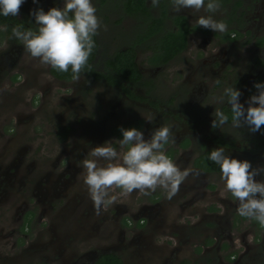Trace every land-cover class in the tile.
I'll list each match as a JSON object with an SVG mask.
<instances>
[{"label": "rangeland", "instance_id": "rangeland-1", "mask_svg": "<svg viewBox=\"0 0 264 264\" xmlns=\"http://www.w3.org/2000/svg\"><path fill=\"white\" fill-rule=\"evenodd\" d=\"M121 1L92 0L96 16L100 20V28L96 35L99 42L96 58L98 65L103 58L126 44L142 42L137 40V34L142 33L143 23L138 16L127 14L120 7ZM207 2L208 0H205V4ZM217 2L220 8L215 13H206L203 10L200 13H192L187 9V12L192 14L191 27H200L196 24L199 16L212 15L216 21L227 24L228 30L225 33L236 29L239 33L238 39L223 40L224 33L203 28L206 30L204 34H192L186 50L164 66H153L148 63L154 39L144 41L143 44L136 46V60L143 78L150 79L155 87L151 93L147 91L144 93L145 89L138 87V95L146 94L149 96L147 99L151 101L170 99L169 102L174 106L166 107L167 109L177 108L182 113L185 110L191 113L190 119L193 121L198 115L202 116L204 121L213 120L219 103H216L212 96H218L219 91L223 94L224 89L231 85L235 88L236 78L243 80L237 88L242 93L239 102L245 108L248 107L247 101L250 96L258 94L257 89L248 92V85L255 75V70L264 83V66L256 68L250 66L251 56L261 54L262 48H257V44L253 45L255 40L251 36L254 33L256 39L262 37L257 31L264 30V15L259 12L264 8V0H244L241 4H237L235 0ZM39 7L46 12L53 7L62 8L63 0H37L36 3H33V0H25L15 17L29 22V28L33 26L38 28L34 17L27 15ZM169 7L170 16L178 14L172 10L171 5ZM231 19L235 20L229 22ZM241 29H245L246 34ZM246 39L248 42L244 46ZM213 53H224L226 57L220 61ZM203 61L210 64H204ZM49 68L50 66L43 64L39 58L32 57L22 41L11 36L3 26H0V145L18 141L17 131L20 135L25 132V137L30 135V139H37L45 130L52 133L65 118L72 122L78 117V120L82 121L79 123L81 132L90 133V149L86 151L88 155L92 148L102 146L106 142L120 152L118 140L109 136V129L116 124L128 123L134 118L143 122L140 131L145 140L150 139L155 129L170 128V123L162 122L160 118L155 120L157 113H152L145 105L130 103L103 80H89L84 74H80L78 79L59 81L52 77ZM18 75L19 81L15 80ZM215 83L220 84L219 90ZM191 87H201L202 92L207 88V97L197 99L188 107L187 89ZM28 114H33V119L18 120ZM12 127L13 130L7 131ZM178 131L179 125H175L171 130L169 142L164 146L165 152L176 149ZM218 131H224L235 142L237 141L235 139L251 138L254 134L247 125L235 128L230 123L217 129L211 127L207 135ZM54 141L55 138L50 135L46 142ZM51 149H48L47 153L53 157L57 150ZM190 149L187 150L189 152L187 156L183 151L176 152L177 158L173 163L181 171H189L192 168V159L199 152L195 143ZM78 150L74 149V154L79 152ZM237 150L244 148L238 147ZM251 156L245 152L235 151L230 158L246 160L254 169L264 168L258 165L259 160L256 157L252 159ZM90 159L96 158L90 155ZM103 163L102 160H98V164ZM220 176V172L213 173L203 186L206 194L196 198L193 207L185 210H182L178 203L191 193L184 194L169 205L166 201L167 195L164 194L167 190L160 187L153 195L150 193L138 195L136 199L131 194L121 197L120 190L111 191L110 195L114 194L117 198L131 202L133 207L139 202L156 199L157 196L162 209H170L169 227L152 231V255H146L147 248L138 249L131 252L132 257L128 258L125 264H234L238 255H241L238 264H264V227L262 228L256 220L243 218L238 214V201L225 189ZM255 179L264 180V174L257 175ZM215 198L219 200L215 201ZM116 202L120 203L117 199ZM92 210L94 238L91 234L92 229L85 230L82 238L77 241L78 248L90 249L94 246L98 249L106 244L108 235H114L112 241L117 238L118 228L109 220L113 204L106 205L99 215L95 209ZM218 221L224 222L223 227H226L222 232H219ZM125 237L129 239L127 233ZM116 243L119 244L118 239ZM132 249L134 250L133 247Z\"/></svg>", "mask_w": 264, "mask_h": 264}, {"label": "flooded vegetation", "instance_id": "flooded-vegetation-1", "mask_svg": "<svg viewBox=\"0 0 264 264\" xmlns=\"http://www.w3.org/2000/svg\"><path fill=\"white\" fill-rule=\"evenodd\" d=\"M170 1L159 0V6L153 7L151 1L146 0V5L151 16L158 17L160 12L165 9L166 16L164 22L167 28H175L173 23L175 16H183L185 18L189 29L186 35V46L169 61L186 50L192 34H204L206 32L201 27H191L192 22L190 20L192 21V14L188 13L187 9H182L178 14L170 16ZM243 1L241 0L240 3H236L241 4ZM124 4L125 0H122L120 7L123 10ZM37 9H33L32 11ZM259 12L264 15V8ZM11 17L13 18V16ZM233 20L235 19H231L229 22ZM27 26L29 27L30 25ZM31 29L38 31V28L35 26ZM241 30L246 34L247 31L245 29ZM257 33L262 37L256 39V35L253 33L251 36L255 40L253 41V45L257 44V48L261 47L262 49L260 55L255 54L251 56V68L264 66V30H259ZM139 35H142V33L137 34V36ZM238 35V31L232 29L224 33L223 40L235 41L238 39ZM155 36L152 37L154 43ZM247 40L244 46H246ZM141 41L140 43L137 41L138 43H134L135 45H133L135 55L137 53L136 46L141 43L143 44L147 40L142 39ZM130 45L132 44L128 43L120 49L129 47ZM213 54L220 61H223L226 57L224 53ZM108 57L103 58L99 65L97 64L98 61H96V67L99 70L102 68L104 60ZM15 63L16 61H14ZM167 63L153 66H164ZM203 63L210 64L207 61H203ZM220 64L222 65L221 62ZM50 69L51 66L49 72ZM254 72L255 75L248 85V92L250 93L256 90L254 87L255 83H263L262 79L257 76L258 72L256 70ZM52 77L59 81H71L74 75L68 79H59L54 75ZM85 77L90 80L86 75ZM15 80L19 81L20 76L18 75ZM235 80H237L235 83V88L237 89L238 85L243 83V80L236 78ZM103 81L110 86L105 80ZM138 87L144 88V93L146 91L147 93H151L155 85L151 83V89L149 90L144 86H131L135 97H130L123 91L117 90L114 87L112 88L121 93L130 103L145 105L152 113H157L155 120L160 118L162 122L166 121L170 123L171 130L174 129L175 125H179V131L177 132L179 140H176V149L168 150L171 154L167 156L172 161L176 160L177 151H183L187 156L189 153L187 150H191L190 148L193 143L196 144L197 151H199L193 157L191 162L192 168L188 171V176L179 185L177 193L171 199L167 198L166 201L169 205H172L173 201L184 194L191 193V195L178 203L182 210L191 209L196 198L206 194L203 186L208 178L213 173L220 172H208L194 165V160L203 150L224 148L226 155L229 157L235 151L245 152L252 155V159L256 157L259 160L258 165L264 167V144L260 146V141L264 138V128L255 131L251 138L235 139L237 140L236 142L231 141L233 139L226 135L224 131H218L208 136L207 134L211 130L210 122H212V119L204 121L202 120V116L198 115L195 121H193L190 119L191 113H187L185 110L182 113L177 108L167 109L166 107L174 106L172 102H169L170 99L169 101H151L147 99L149 96L146 94L138 95ZM193 87L187 89L186 103L188 107H191V104L196 102L197 99L207 97V88L202 92L201 87ZM215 87L219 90L220 84L215 83ZM220 96H222V93L219 91L218 96H212V98L215 99L216 103H219L218 98ZM223 106L230 107L226 102L224 104L219 103L218 110H222ZM189 112H191L190 109ZM24 119L27 121L33 119V114L18 118L19 121H24ZM65 119H62L60 125L52 133L49 130H45L37 139H30V135L29 137H25V132L20 135L19 131H17L16 133L19 134L18 141L2 143L0 145V264H96L99 258L106 254L118 256L122 264H125L126 260L132 257L131 252H136L138 249L145 250L146 248V255L151 256L153 253L152 231L169 227L168 216L170 209H162L157 196L156 199H150L148 202H139L135 207L132 206L131 202L124 201L120 197L117 198L120 203L116 201L113 203L112 216L109 220L118 228L119 232L116 234V240H119V244L116 243V240L112 241V236L114 235H108L106 237V244L98 249H95L94 246H91L90 249L78 248L77 241L82 238V233L85 230L92 229L93 232L91 234L94 238V227L92 224L94 219V210H92L94 209V204L84 184L86 170L83 167V161L90 159V155L86 152L90 149V133L81 132L79 123L82 121L78 120V117L72 122H68ZM135 120L141 122L142 128L143 122L141 119L134 118L128 123ZM230 123L232 121H228L227 124ZM118 125L122 124H116L112 127ZM111 128L109 129V136L119 140V138L111 134ZM9 130H13V127L7 129V131ZM50 135L55 138L54 142H46ZM221 138L229 141L228 144L224 145L216 142V140ZM23 140H25L24 143H21ZM238 147H242L244 150H237ZM50 148H52L51 151L57 150L53 157H50L47 153ZM74 149H79V152L74 154ZM114 190L122 191L121 189ZM155 191H149V193L153 195ZM164 194L167 195V191ZM131 195L136 199L138 195H143V193L134 191ZM121 197L124 196L121 195ZM216 200H219V198H215ZM218 224L220 228L219 232L226 229V227H223L224 222L218 221ZM126 233L129 239H126ZM240 257L241 255H238L234 264H238Z\"/></svg>", "mask_w": 264, "mask_h": 264}, {"label": "clouds", "instance_id": "clouds-1", "mask_svg": "<svg viewBox=\"0 0 264 264\" xmlns=\"http://www.w3.org/2000/svg\"><path fill=\"white\" fill-rule=\"evenodd\" d=\"M24 2L0 0V15L17 16ZM151 5L158 7L159 0H151ZM171 8L175 12L189 9L192 13L202 10L215 13L220 5L217 0H208L207 4L205 0H171ZM30 15L34 17L38 31L14 27L13 36L23 42L32 57L60 72H67L71 67L74 78L78 79L94 46L92 37L100 28L92 0H63L62 8L53 7L47 12L37 9ZM196 24L214 32L225 33L228 30L226 23L216 21L212 15L199 16ZM254 87L258 94L250 96L247 108L239 102L242 93L232 85L226 87L218 98L219 103L230 105L235 128L247 125L250 131L255 132L264 126V83H255ZM228 121V115L216 110L211 127L221 128ZM120 131V152L106 142L91 149L90 155L96 159L83 161L86 170L84 184L97 215L106 205L115 203L117 196L110 195L114 189H121L120 195L128 196L134 191L147 195L160 187L167 190V198L171 199L189 174L187 170L181 171L165 154L164 146L172 136L170 128L155 129L148 140L136 128H120ZM207 158L219 166L225 189L238 201V214L254 219L264 227V180L255 179L257 175L264 174V168L254 169L246 160L230 158L224 148L212 150ZM98 160L104 163L98 164Z\"/></svg>", "mask_w": 264, "mask_h": 264}, {"label": "trees", "instance_id": "trees-1", "mask_svg": "<svg viewBox=\"0 0 264 264\" xmlns=\"http://www.w3.org/2000/svg\"><path fill=\"white\" fill-rule=\"evenodd\" d=\"M236 1L237 3L241 2V0ZM123 8L127 14L134 15V17L139 16L138 19H142L141 22L144 25L143 31L142 35L137 36V40H149L154 35H156L155 43L152 46V54L148 57V62L151 65L165 64L171 58H173L175 54L179 53L185 48L186 35L189 29L183 16L174 17L173 23L175 25V28L171 29L165 27V9L160 12V15L158 17L151 16L146 5V0H125ZM27 16H31L30 13ZM69 16L71 17V13L69 14ZM0 25L5 27L6 31H8L7 33L13 36L14 27L28 29L29 27L27 25H30V23L26 22V20H17L15 17H4L3 15H0ZM92 40L94 46L89 55L87 64L82 69L81 73L89 77L90 80H105L111 87L123 91L130 97H135L131 86L138 85L144 86L148 90L151 89V80L144 79L138 67L137 61L135 59V49L133 47V45L135 44L133 42L129 47L116 50L114 53H112V55L104 60V64L99 70L96 67L95 62L98 51V40L96 38V35L92 37ZM50 72L52 75L59 79H68L74 75L71 71V67H69V70L67 72H60L59 70L51 67ZM222 111L229 116V121H232L230 107L223 106ZM120 128H136L137 130H140L141 122L139 120H135L127 124L112 127L111 134L115 135L119 139H122ZM262 128H264V126H261V130ZM216 142H218L219 144L227 145L229 141L221 138L219 140H216ZM260 142V146L263 145L264 138ZM214 149L217 148H209L203 150L194 160V165L208 172L220 171L219 166L211 162L207 158L208 154ZM170 154L171 152H166V155ZM96 264H122V262L118 256L113 254H106L102 255Z\"/></svg>", "mask_w": 264, "mask_h": 264}]
</instances>
